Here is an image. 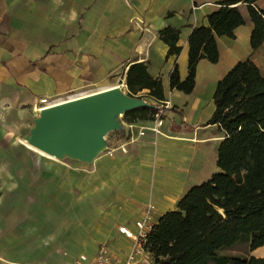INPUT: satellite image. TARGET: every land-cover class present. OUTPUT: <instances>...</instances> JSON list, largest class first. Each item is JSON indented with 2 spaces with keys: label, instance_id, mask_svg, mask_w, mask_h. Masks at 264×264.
<instances>
[{
  "label": "crops",
  "instance_id": "0c3cea01",
  "mask_svg": "<svg viewBox=\"0 0 264 264\" xmlns=\"http://www.w3.org/2000/svg\"><path fill=\"white\" fill-rule=\"evenodd\" d=\"M222 1L0 0V264H69L80 256L89 264L102 247L123 261L131 241L120 227L135 231L148 204L158 221L215 174L223 133L209 125L213 97L241 62L235 55L247 4L237 5L245 25L236 39L218 38L219 62L198 63L190 95L172 90L170 77L178 67L180 80L187 78L193 29L207 26ZM256 6L264 10V0ZM167 28L180 31L177 56L161 38ZM137 64L163 84L159 134L150 130L155 118L127 122L109 141L114 156L91 165L48 158L27 143L42 99L100 88L127 92V73ZM148 93L138 96L156 105ZM250 256L264 258V247Z\"/></svg>",
  "mask_w": 264,
  "mask_h": 264
},
{
  "label": "trees",
  "instance_id": "16d2710c",
  "mask_svg": "<svg viewBox=\"0 0 264 264\" xmlns=\"http://www.w3.org/2000/svg\"><path fill=\"white\" fill-rule=\"evenodd\" d=\"M259 0H225L208 15V25L196 27L189 38V73L180 80L178 67L170 87L190 95L196 86L201 60L217 64L218 38L236 39L235 31L245 25L238 4L245 2L253 24L250 45L253 52L264 44V10ZM180 31L161 32L169 55H179ZM128 95L148 90L157 104L127 112L128 123L154 120L165 109L161 79L150 76L147 66L137 64L127 73ZM215 112L209 125L223 133L218 146L217 167L208 181L192 187L177 209L158 219L148 236L146 251L152 264H264V258L250 254L264 247V74L251 60L237 63L219 81L214 94ZM147 102V101H146ZM148 103V102H147ZM246 243L249 255L233 256L225 251Z\"/></svg>",
  "mask_w": 264,
  "mask_h": 264
},
{
  "label": "water",
  "instance_id": "95a60500",
  "mask_svg": "<svg viewBox=\"0 0 264 264\" xmlns=\"http://www.w3.org/2000/svg\"><path fill=\"white\" fill-rule=\"evenodd\" d=\"M141 108L154 105L119 87L108 89L42 110L25 139L56 160L93 164L109 148L106 137L124 130L120 117Z\"/></svg>",
  "mask_w": 264,
  "mask_h": 264
},
{
  "label": "built area",
  "instance_id": "2783aa9c",
  "mask_svg": "<svg viewBox=\"0 0 264 264\" xmlns=\"http://www.w3.org/2000/svg\"><path fill=\"white\" fill-rule=\"evenodd\" d=\"M85 93V92H82ZM81 93H71L66 96H57L54 98H45L41 100L40 107H34L35 112H41L46 108H51L59 104L71 101V98L77 96ZM78 99V98H77ZM166 106H171L169 102L164 103ZM163 125L162 113L155 115V126L150 129L156 134H159L160 128ZM130 130L133 129V125H126ZM146 129L143 128L139 131L137 137L145 135ZM132 132V131H131ZM135 137L131 134V141H135ZM123 150V149H122ZM115 151L111 150L110 147L106 151V154L110 157L114 156ZM157 209L153 204H148L145 208L143 216L141 219L135 223V231L130 230L127 227H120L119 233L124 235L127 239L131 241V245L125 260L121 261L114 258L109 252L108 248L102 247L96 257L89 264H141L145 260H150L151 258L149 253L146 251V243L149 234L153 230L156 220ZM87 261L86 256H80L79 259L69 263V264H85Z\"/></svg>",
  "mask_w": 264,
  "mask_h": 264
},
{
  "label": "rangeland",
  "instance_id": "374dc122",
  "mask_svg": "<svg viewBox=\"0 0 264 264\" xmlns=\"http://www.w3.org/2000/svg\"><path fill=\"white\" fill-rule=\"evenodd\" d=\"M252 28H253V24H252L251 19L249 18L248 19L247 26L244 27V29H243L245 32L240 35L239 46H238V49H237V52H236L235 57L238 60L241 59L240 61H246L248 59H251L260 68V70L264 74V45L257 52H253L252 51L251 45H250V36H251ZM231 62L224 63L222 65V67L220 68V70L217 71V75H218V73L224 71L225 69H228V67L230 66ZM125 93L128 94V91L125 92ZM207 98H209V97H207ZM120 122H121V124L124 127L125 126V123L128 122V119L125 118L124 116H122V117H120ZM123 131H115V132L110 133L106 137V140L108 142V145L110 146L109 141H110V139L112 137L118 136L120 134V132H123ZM104 154H106V152L102 153L100 156H102ZM86 165H91V164H86ZM217 172H218V169L216 170L215 173H217ZM225 253L228 254V255H233V256L249 255L248 247H247V244L246 243L238 244L233 249L228 250V251H225ZM141 264H152V263H150V260H145Z\"/></svg>",
  "mask_w": 264,
  "mask_h": 264
},
{
  "label": "bare ground",
  "instance_id": "6f19581e",
  "mask_svg": "<svg viewBox=\"0 0 264 264\" xmlns=\"http://www.w3.org/2000/svg\"><path fill=\"white\" fill-rule=\"evenodd\" d=\"M105 89H106V88H100V89H98V90H96V91H91V92L81 93V94H79V95H77V96L72 97L71 100H75V99H77V98H81V97H85V96H88V95H91V94H95V93H98V92H101V91H105ZM31 149H32V148H31ZM33 150H35V148H34ZM39 152H40V151H39ZM40 153L43 154L44 156H47L48 158L55 159L54 157L49 156V155H46V154H44L43 152H40ZM55 160H56V159H55Z\"/></svg>",
  "mask_w": 264,
  "mask_h": 264
}]
</instances>
